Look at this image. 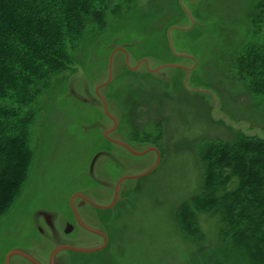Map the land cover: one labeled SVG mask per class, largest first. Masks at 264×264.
I'll return each mask as SVG.
<instances>
[{"label": "rangeland", "instance_id": "374dc122", "mask_svg": "<svg viewBox=\"0 0 264 264\" xmlns=\"http://www.w3.org/2000/svg\"><path fill=\"white\" fill-rule=\"evenodd\" d=\"M262 9L264 0H107L106 28L90 23L75 48L68 44L70 69L32 105V157L0 214V264L14 248L46 264L56 246L101 245L77 227L63 234L65 224L73 223L69 198L81 193L106 205L121 176L154 164L153 152L133 156L105 142L112 122L94 91L106 80L110 53L118 47L134 69L122 53L113 55L111 81L99 90L117 121L108 136L135 151L155 146L160 160L143 178L124 181L112 208H77L107 243L91 254L59 252L54 264H251L222 236L216 217L196 213L191 201L202 191L203 147L237 135L264 138V95L248 91L235 65L256 26L250 15ZM164 65L184 69L147 70ZM9 264L29 263L15 256Z\"/></svg>", "mask_w": 264, "mask_h": 264}, {"label": "trees", "instance_id": "16d2710c", "mask_svg": "<svg viewBox=\"0 0 264 264\" xmlns=\"http://www.w3.org/2000/svg\"><path fill=\"white\" fill-rule=\"evenodd\" d=\"M106 1L0 0V214L16 196L32 157V105L70 69L68 44L75 48L90 23L106 28ZM250 21L256 26L234 60L248 91L264 95V9ZM216 142L202 148V191L191 203L196 213L216 217L235 252L264 264V138L237 135ZM181 226L196 235L193 227Z\"/></svg>", "mask_w": 264, "mask_h": 264}, {"label": "water", "instance_id": "95a60500", "mask_svg": "<svg viewBox=\"0 0 264 264\" xmlns=\"http://www.w3.org/2000/svg\"><path fill=\"white\" fill-rule=\"evenodd\" d=\"M116 52H120V53H122L124 55L125 63H126V66H127V68L129 70H133L134 69V68L128 67V54H127L125 49H123L122 47H118V48H115V49H113L111 51L109 59H108V69H107L106 80L102 84L98 85L96 87L95 91H94L96 98L99 100V102H100V104L102 106L103 113H104L105 117L112 122V126L105 131L104 138L109 143H111V144H113L115 146L121 147L123 150H126L128 153L132 154L133 156H142V155H145L146 153H148L149 151H153L155 153V155H156L155 162L146 171H144L141 174L134 175V176H128V175L121 176L117 180L115 185L113 186V195H112L111 201L108 204H106V205H101L99 203H96L93 200H91L90 198H88V196H85V195H83L81 193H76V194L71 195V197L69 198V207H70V211H71V214H72V216H73V218L75 220L76 225L79 227V230H82L83 232H86V233H88L90 235L98 237L102 241L101 245L95 246V247H87V248H79V247H74V246H69V245L56 246L50 251L46 264H54V257L59 252L68 251V252L76 253V254H91V253H95V252L101 251L105 247V245L107 243V237H106L104 232H102V231H100L98 229H95L93 227H90V226H88L87 224H85L83 222V220L81 219V217H80V215H79V213L77 211V207H75L74 204H73L74 199H80L81 200L78 207H82L84 204H86V205H88V206H90V207H92L94 209H97V210L110 209V208H112L115 205V203H116V201L118 199L120 186H121V184L124 181H126V180H137V179L143 178L144 176L148 175L149 173H151L156 168V166L158 165V162L160 160L159 153H158V151H157V149L155 147H151V148H149V149H147L145 151H135V150H133L132 147H129L127 144H125L123 142H120V141H117V140H114V139H112V138H110L108 136V134L110 132H112L116 128L117 121L110 114V112L108 110V107H107V102L101 96L99 90L102 87H105L111 81V77H112V69H111L112 57H113V55ZM141 63H144V65L147 68L146 61H143ZM161 68H182V69H184V67H182L180 65H164V66L159 67V68L154 69V70H149V69H147V70L149 72H155V71H158ZM102 155H103L102 152L95 154V156L93 157V159L91 161V165H90L91 169H93V167L95 165L94 163L96 162V160L99 157H101ZM44 217H45L46 224L48 226L52 225L50 217L47 216L46 214H44ZM73 229H74V226L72 224L66 223V225H65V227L63 229V234L64 235H68V234H70L73 231ZM15 256L21 258L22 260H24L25 262H27L29 264H40L38 262V260L32 254H30V252H27V251H24V250L18 249V248L11 249L5 254L3 264H9L10 259L12 257H15Z\"/></svg>", "mask_w": 264, "mask_h": 264}, {"label": "flooded vegetation", "instance_id": "af4514ba", "mask_svg": "<svg viewBox=\"0 0 264 264\" xmlns=\"http://www.w3.org/2000/svg\"><path fill=\"white\" fill-rule=\"evenodd\" d=\"M105 142H108V141H106L105 140ZM128 145V144H127ZM129 147H131L130 145H128ZM151 147H155V146H149V147H147V148H145V149H143V151H145V150H147V149H149V148H151ZM117 148H119V149H121V150H123L121 147H119V146H117ZM156 148V147H155ZM157 149V148H156ZM123 151H126V150H123ZM149 152H153V151H149ZM148 152V153H149ZM154 153V152H153ZM147 154V153H146ZM155 154V153H154ZM112 199V198H111ZM80 199H78V202H77V204H76V207L79 209V208H81V207H78L79 206V203H80ZM111 201V200H110ZM86 204H84L83 206H85ZM82 206V207H83ZM73 217V216H72ZM73 226H74V229H73V231L76 229V227L77 228H79L77 225H76V223H75V220H74V218H73V223H71ZM86 224V223H85ZM66 225V224H65Z\"/></svg>", "mask_w": 264, "mask_h": 264}]
</instances>
